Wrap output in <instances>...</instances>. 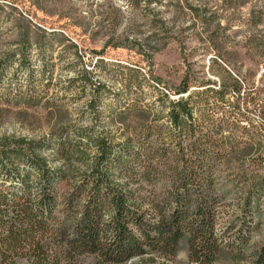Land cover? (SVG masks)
Segmentation results:
<instances>
[{"label":"trees","instance_id":"obj_1","mask_svg":"<svg viewBox=\"0 0 264 264\" xmlns=\"http://www.w3.org/2000/svg\"><path fill=\"white\" fill-rule=\"evenodd\" d=\"M83 76L98 95L102 84L92 83L89 71ZM233 80L232 101L224 85L193 91L182 79L176 99L161 88L164 109L133 126L123 122L99 134L94 126L65 127L38 140L1 137L0 264H175L181 249L191 264H213L220 255L243 259L254 218L264 214V129L246 114L264 115V99ZM130 109L146 110L137 103L112 110ZM237 128L258 150L224 176ZM49 155L61 164L52 165ZM220 179L230 187H220ZM232 185L235 196L226 203ZM252 255L264 264V242Z\"/></svg>","mask_w":264,"mask_h":264},{"label":"rangeland","instance_id":"obj_2","mask_svg":"<svg viewBox=\"0 0 264 264\" xmlns=\"http://www.w3.org/2000/svg\"><path fill=\"white\" fill-rule=\"evenodd\" d=\"M261 66L264 0H0V138L38 140L65 127L94 126L99 134L123 122L133 126L164 109L161 87L176 99L182 79L193 91L224 85L225 99L232 101L235 78L246 93L264 99ZM85 70L92 83L102 84L98 95ZM133 103L146 110H112ZM249 111V123L264 129V115ZM249 138L241 128L233 130L222 171L229 166L235 173L255 156L258 147ZM232 186L226 203L235 196ZM233 207L223 208L220 220ZM254 222L245 257L220 255L213 264H254L252 249L264 242V214ZM175 264H191L185 249Z\"/></svg>","mask_w":264,"mask_h":264},{"label":"built area","instance_id":"obj_3","mask_svg":"<svg viewBox=\"0 0 264 264\" xmlns=\"http://www.w3.org/2000/svg\"><path fill=\"white\" fill-rule=\"evenodd\" d=\"M259 70H260V73H264V67L261 66ZM163 90L164 92L168 93V90L165 87H163Z\"/></svg>","mask_w":264,"mask_h":264},{"label":"bare ground","instance_id":"obj_4","mask_svg":"<svg viewBox=\"0 0 264 264\" xmlns=\"http://www.w3.org/2000/svg\"><path fill=\"white\" fill-rule=\"evenodd\" d=\"M163 89V87H161ZM126 264H129V263H126Z\"/></svg>","mask_w":264,"mask_h":264}]
</instances>
